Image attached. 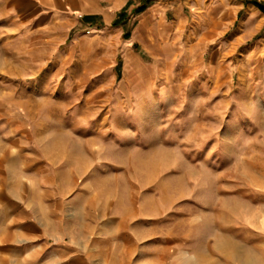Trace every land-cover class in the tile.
<instances>
[{
    "label": "rangeland",
    "instance_id": "rangeland-1",
    "mask_svg": "<svg viewBox=\"0 0 264 264\" xmlns=\"http://www.w3.org/2000/svg\"><path fill=\"white\" fill-rule=\"evenodd\" d=\"M150 10L65 43L0 0V264H264V14Z\"/></svg>",
    "mask_w": 264,
    "mask_h": 264
},
{
    "label": "crops",
    "instance_id": "crops-1",
    "mask_svg": "<svg viewBox=\"0 0 264 264\" xmlns=\"http://www.w3.org/2000/svg\"><path fill=\"white\" fill-rule=\"evenodd\" d=\"M11 5L12 10L17 12L26 13L38 8V18L46 20L49 18L51 24L45 22L47 26L58 27L61 24V28L65 30V43H69L72 39L71 30L76 24L83 25L89 31L105 33L107 31L117 33L120 43L126 41L129 42L132 38V31L125 30V26L130 19L135 16L133 21L134 30V42L138 41L143 43L142 40H138V29L145 23V19L148 14L152 13L150 7L156 0H7ZM246 4L248 3L242 0ZM262 1V0H260ZM140 4H146V8L135 13V9ZM255 6V5H253ZM256 7V6H255ZM262 12L258 7H256ZM263 13V12H262ZM264 14V13H263ZM51 16V17H50ZM59 21V24H58ZM113 23H116L113 25ZM53 25V26H51ZM113 30V31H112ZM120 65V58H118Z\"/></svg>",
    "mask_w": 264,
    "mask_h": 264
},
{
    "label": "trees",
    "instance_id": "trees-1",
    "mask_svg": "<svg viewBox=\"0 0 264 264\" xmlns=\"http://www.w3.org/2000/svg\"><path fill=\"white\" fill-rule=\"evenodd\" d=\"M248 3H252L253 5H255L256 7H258L263 13H264V1H260V0H244ZM146 8V4H140L136 9H135V13H139L141 11H143ZM116 23H113V25H115Z\"/></svg>",
    "mask_w": 264,
    "mask_h": 264
}]
</instances>
